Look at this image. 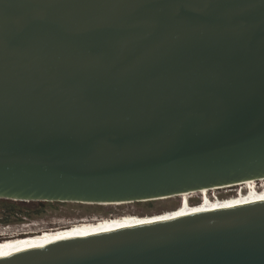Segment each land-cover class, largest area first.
Here are the masks:
<instances>
[{
	"label": "water",
	"instance_id": "95a60500",
	"mask_svg": "<svg viewBox=\"0 0 264 264\" xmlns=\"http://www.w3.org/2000/svg\"><path fill=\"white\" fill-rule=\"evenodd\" d=\"M260 178L264 0H0V199ZM0 264H264V200L0 246Z\"/></svg>",
	"mask_w": 264,
	"mask_h": 264
},
{
	"label": "bare ground",
	"instance_id": "6f19581e",
	"mask_svg": "<svg viewBox=\"0 0 264 264\" xmlns=\"http://www.w3.org/2000/svg\"><path fill=\"white\" fill-rule=\"evenodd\" d=\"M236 186L237 191L234 195L219 198L215 190L219 188H228ZM210 194L214 196L210 197ZM174 197V196H170ZM178 204L174 209L164 210L160 213L151 215H125L111 219H101L99 221L81 220L65 226L51 228H37V223H30L20 230L10 232H0V246L14 245L74 234H81L111 228H117L127 225L143 223L145 221H154L180 215L197 213L201 211L219 209L230 206L243 205L247 203L264 200V178L245 180L239 183L223 185L219 187L202 188L197 191L185 192L176 195ZM198 197L197 203H191V199ZM123 203V202H119ZM111 204V203H101ZM68 224V223H67ZM35 228V229H34ZM16 229V228H15Z\"/></svg>",
	"mask_w": 264,
	"mask_h": 264
},
{
	"label": "rangeland",
	"instance_id": "374dc122",
	"mask_svg": "<svg viewBox=\"0 0 264 264\" xmlns=\"http://www.w3.org/2000/svg\"><path fill=\"white\" fill-rule=\"evenodd\" d=\"M237 191L236 186L228 187V188H219L215 190V194L219 198H224L228 196H232ZM214 196L213 194H210V197ZM191 203H197L198 197H194L190 201ZM12 203L9 200H0V232H12L16 231L17 229L20 230L21 228H24L25 226H22L24 224H30V223H37V228H51L49 226H55L66 224L68 222H71V220H75L79 217H85L86 213L93 212L94 215L98 211H105L108 209H115V208H127V214L125 215H151L155 213H160L164 210H171L174 209L178 204L177 197H166L161 198L158 200H151V201H139V202H128L125 204H120L118 206H113L109 204H78L73 202H67L64 203V213L62 215H55L54 217L50 218L54 223L49 224L45 223L49 218L43 217V218H37V217H28L26 214L27 212L23 210H19L21 212L22 216L25 214L26 218H23L22 221L13 222L11 215L8 214V206ZM15 203V202H14ZM100 205V206H99ZM49 209V208H48ZM16 215V214H15ZM123 215V216H125ZM17 217L19 215H16ZM44 220V221H43ZM16 228V229H15ZM35 229V228H34Z\"/></svg>",
	"mask_w": 264,
	"mask_h": 264
},
{
	"label": "flooded vegetation",
	"instance_id": "af4514ba",
	"mask_svg": "<svg viewBox=\"0 0 264 264\" xmlns=\"http://www.w3.org/2000/svg\"><path fill=\"white\" fill-rule=\"evenodd\" d=\"M0 200H9L12 202L9 204L7 210H8V214L11 215L10 217L12 218L13 222L22 221L23 218L27 219L25 214L22 216L21 212H19V210H23L27 212L26 214L28 215V217H37L38 219L43 217L49 218V220L45 222L49 224L54 223L52 220H50V218L54 217L55 215H62L65 212L63 207H64V203H67L62 201H40V200H12V199H0ZM78 204H85V203H78ZM120 204H125V203H111L109 205L118 206ZM126 211L127 208H115V209H108L105 211H98L95 215L93 212H90V213H86L85 217L83 218L79 217L75 220H71V222L81 221V220L99 221L101 219H111L114 217H119L127 214ZM15 214L19 216L17 217ZM68 224L66 223L59 226L61 227ZM49 227H55V226H49Z\"/></svg>",
	"mask_w": 264,
	"mask_h": 264
},
{
	"label": "built area",
	"instance_id": "2783aa9c",
	"mask_svg": "<svg viewBox=\"0 0 264 264\" xmlns=\"http://www.w3.org/2000/svg\"><path fill=\"white\" fill-rule=\"evenodd\" d=\"M76 222H78V221H74V222H68V223H69V224H73V223H76ZM69 224H68V225H69Z\"/></svg>",
	"mask_w": 264,
	"mask_h": 264
},
{
	"label": "snow or ice",
	"instance_id": "6c2138e0",
	"mask_svg": "<svg viewBox=\"0 0 264 264\" xmlns=\"http://www.w3.org/2000/svg\"><path fill=\"white\" fill-rule=\"evenodd\" d=\"M147 221H145V223H146Z\"/></svg>",
	"mask_w": 264,
	"mask_h": 264
}]
</instances>
